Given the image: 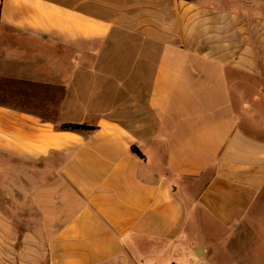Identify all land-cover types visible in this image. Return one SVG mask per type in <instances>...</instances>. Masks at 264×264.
Returning a JSON list of instances; mask_svg holds the SVG:
<instances>
[{
    "label": "crops",
    "instance_id": "crops-1",
    "mask_svg": "<svg viewBox=\"0 0 264 264\" xmlns=\"http://www.w3.org/2000/svg\"><path fill=\"white\" fill-rule=\"evenodd\" d=\"M254 15L248 0H0V197L40 216L20 231L0 203V264H137L244 223L264 189V136L232 104L264 91Z\"/></svg>",
    "mask_w": 264,
    "mask_h": 264
},
{
    "label": "rangeland",
    "instance_id": "rangeland-1",
    "mask_svg": "<svg viewBox=\"0 0 264 264\" xmlns=\"http://www.w3.org/2000/svg\"><path fill=\"white\" fill-rule=\"evenodd\" d=\"M258 1L248 0V10L249 13L259 14L264 21V3L261 5L257 3L256 5ZM230 5L234 7L233 3ZM121 37L120 42L126 44L128 42L127 37ZM111 53L112 50H109L107 55L110 56ZM122 53H125L124 57H126L127 52ZM117 73L125 74L126 72L119 70ZM237 75L235 73V76ZM232 104L239 115V120H245L244 123H246L248 131L264 136V91L259 97H249L242 100L234 97ZM2 182L3 179L1 177L0 185H2ZM0 203H3V208L6 205L11 208L8 211H3L15 220L17 230L30 229L28 226H22L21 224L38 217L40 218L36 212H30L28 210L29 205L19 201L15 194L1 196ZM46 212L48 215V211ZM52 213L57 214V212ZM54 216L51 215L50 219L53 220ZM212 231V236L216 238L215 241L209 242L207 234L200 232L199 238L193 239L191 243H186L187 245L183 246V252L156 254L152 260L147 255L139 256L137 264H264V189L259 194L244 223L234 227L227 234L225 230L223 231L217 226L212 228ZM224 236H226L225 239L229 240V238H232L233 241L224 242ZM198 243H202L205 246L209 245L210 252L205 257L201 255L197 258L193 252V248L198 246ZM19 245L17 243L16 247ZM43 264H49V261L45 260Z\"/></svg>",
    "mask_w": 264,
    "mask_h": 264
},
{
    "label": "trees",
    "instance_id": "trees-1",
    "mask_svg": "<svg viewBox=\"0 0 264 264\" xmlns=\"http://www.w3.org/2000/svg\"><path fill=\"white\" fill-rule=\"evenodd\" d=\"M62 129L75 131V130H94L95 128L88 125L64 124L62 125ZM133 151L136 152L139 156L144 158L143 154L136 147H133Z\"/></svg>",
    "mask_w": 264,
    "mask_h": 264
},
{
    "label": "water",
    "instance_id": "water-1",
    "mask_svg": "<svg viewBox=\"0 0 264 264\" xmlns=\"http://www.w3.org/2000/svg\"><path fill=\"white\" fill-rule=\"evenodd\" d=\"M196 254H197V256H201L203 254L202 249L196 250Z\"/></svg>",
    "mask_w": 264,
    "mask_h": 264
}]
</instances>
